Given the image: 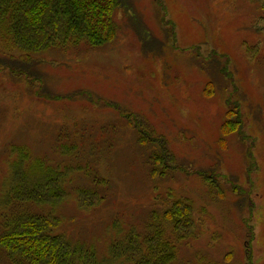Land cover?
Wrapping results in <instances>:
<instances>
[{
  "label": "rangeland",
  "instance_id": "obj_1",
  "mask_svg": "<svg viewBox=\"0 0 264 264\" xmlns=\"http://www.w3.org/2000/svg\"><path fill=\"white\" fill-rule=\"evenodd\" d=\"M133 6L135 11L117 13L118 36L112 43L36 55L51 91L41 90L40 81L15 82L7 71L0 72V196L11 175L12 146H25L31 159L82 167L70 172V192L52 210L61 218L62 231L94 244L100 258L109 255L116 229L136 225L144 230L155 212L163 216L173 197L185 196L194 202L202 232L181 247L182 258L196 264H246L249 235L253 264H264L260 10L249 0H134ZM171 26L174 46L166 35ZM146 30L162 40L161 50L144 46ZM213 49L231 60L229 70L239 87L233 100L241 102L243 131L254 140L253 162L246 153L248 141L236 134L222 136L225 93L205 91L208 75L194 60ZM126 113L142 116L164 135L189 172L153 178L149 158L155 149L140 143ZM202 168L215 169L220 186L212 190L198 175ZM85 186L99 189L105 198L81 206L75 192ZM34 207L50 210L49 205Z\"/></svg>",
  "mask_w": 264,
  "mask_h": 264
},
{
  "label": "trees",
  "instance_id": "obj_2",
  "mask_svg": "<svg viewBox=\"0 0 264 264\" xmlns=\"http://www.w3.org/2000/svg\"><path fill=\"white\" fill-rule=\"evenodd\" d=\"M249 1L260 10V18L264 20V0ZM133 2L0 0V72L7 71V77L15 82L34 85L40 81L41 90L51 91L44 81V72L40 70L42 61L36 55L81 44L100 48L112 43L118 36L117 13L123 9L134 10ZM170 28L166 35H170L174 46L175 26ZM142 37L145 47L151 45L162 49V40L149 31L146 30ZM193 57L199 69L208 75L205 91L213 89L215 94L216 91L225 93L228 109L221 127L222 136L236 134L246 143L248 141L246 153L249 162L255 161L252 158L254 140L243 131L241 102L233 100L235 93H239V87L229 70V56L213 49L201 58L198 55ZM232 86L233 90L229 92L228 88ZM41 90H37L39 94ZM126 115L129 125L138 130L140 143L155 149L149 158L153 178L184 170L164 135L156 134L142 116ZM12 151L15 155L11 161V175L5 180L0 196V264H196L180 254L181 247L198 238L202 232L192 199L173 197L163 216L155 212L154 219H150L144 230L136 225L116 229L114 234L112 232L114 238L109 255L100 258L94 244L62 231L61 218L52 210L70 192L67 186L72 181L70 172H80L82 167L60 162L54 164L48 158L31 159L25 146L14 145ZM209 169L202 168L197 172L213 190L220 186L219 174L215 169ZM75 195L78 203L85 207L105 198L99 189L91 186L78 187ZM242 201L245 204L240 210L244 212L248 202L246 195ZM46 205L50 206L47 212L34 209V206ZM247 238L246 264H253L249 235ZM229 255L224 257L226 262H229ZM202 264L220 263L207 261Z\"/></svg>",
  "mask_w": 264,
  "mask_h": 264
}]
</instances>
